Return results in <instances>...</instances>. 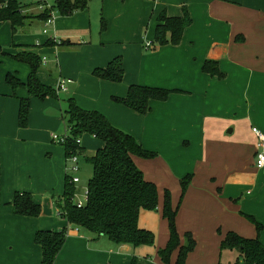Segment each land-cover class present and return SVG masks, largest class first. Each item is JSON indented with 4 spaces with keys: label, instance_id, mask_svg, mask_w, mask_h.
<instances>
[{
    "label": "crops",
    "instance_id": "0c3cea01",
    "mask_svg": "<svg viewBox=\"0 0 264 264\" xmlns=\"http://www.w3.org/2000/svg\"><path fill=\"white\" fill-rule=\"evenodd\" d=\"M17 1L36 16L58 0ZM185 10L192 22L181 42L155 44L158 17H181ZM35 16L17 29L10 20L0 22V264H41L37 231L64 228L54 264H165L158 251L170 239L163 216L167 190L182 243L187 232L196 240L186 264H222L221 242L230 231L264 244V167L256 164L253 132L257 127L264 133V0H87L69 15L56 9L49 25ZM24 51L41 56V83L56 88L62 77L71 78L67 90L58 97L31 94V66L16 57ZM117 57L123 80L95 74ZM207 62L217 63L221 74L205 71ZM132 85L170 93L165 100L151 99L149 111L141 113L120 101ZM22 99L29 102L25 126L19 123ZM70 99L100 112L154 153L132 154L158 188L157 210H141L138 221L155 233L154 245L117 244L60 215L70 162L52 135H70ZM81 139L79 166L104 146L90 133ZM189 175L183 195L181 181ZM17 192L31 193L41 215L16 214Z\"/></svg>",
    "mask_w": 264,
    "mask_h": 264
},
{
    "label": "trees",
    "instance_id": "16d2710c",
    "mask_svg": "<svg viewBox=\"0 0 264 264\" xmlns=\"http://www.w3.org/2000/svg\"><path fill=\"white\" fill-rule=\"evenodd\" d=\"M7 4L4 6L3 4ZM87 0H58L56 4L46 8L36 18L48 20L56 9L69 15L86 7ZM21 3L17 0H0V22L10 20L17 29L25 25L27 20L34 16H24L20 13ZM159 24L156 29L155 44H179L185 29L191 24L192 19L188 10L181 17H169L163 12L158 17ZM154 45V43H153ZM16 57L31 66L28 87L30 93L41 98L47 95L58 97L57 87L47 86L39 81L37 72L42 64L40 55L33 51H24ZM205 71L220 75L215 62H207ZM124 66L121 57L115 58L107 68L96 69L95 74L111 81H121L124 77ZM9 81L18 84V79L9 76ZM170 91L140 85H132L126 98L120 99L122 103L141 113L149 111L151 99L165 100ZM29 102L21 100L19 123L25 126L28 121ZM67 120L70 135L63 146L67 157L79 154L83 148L77 143V138L85 133L95 135L104 142L93 156L86 160L93 166V175L88 182V200L83 207H78L74 201L77 192L76 184L66 177L65 190L61 201V212L71 225L84 228L96 235H105L111 241L121 244L128 243L133 246L154 245L155 233L139 227L138 221L141 210H157L159 193L157 185L148 181L143 171L135 164L132 154L145 158L152 157L153 152L146 150L131 134L112 125L107 118L98 111L85 110L79 107L73 99L69 100ZM191 176L182 179V194L189 187ZM0 203H1V156H0ZM16 214L38 217L41 215L42 206L37 203L29 192H17L13 202ZM177 209L173 208L171 193H165L163 216L168 220L170 239L167 246L160 248L158 253L163 263L171 264V257L179 250L175 264H186L187 257L196 247V240L190 232L185 234L182 243L176 225ZM257 224L258 230L261 225ZM67 229L39 230L35 240L42 247V263L54 264L62 249ZM221 249H237L239 257L236 264H264V244L260 238H247L236 232L230 231L221 242Z\"/></svg>",
    "mask_w": 264,
    "mask_h": 264
},
{
    "label": "built area",
    "instance_id": "2783aa9c",
    "mask_svg": "<svg viewBox=\"0 0 264 264\" xmlns=\"http://www.w3.org/2000/svg\"><path fill=\"white\" fill-rule=\"evenodd\" d=\"M42 3L43 0H38ZM42 8V6H41ZM53 21L52 17L50 19H48L46 21V24L49 25L51 24ZM147 47H152V43L151 42H148L147 43ZM72 82V79L71 78H65V77H62L59 82H58V85H57V89L58 91H66L67 90V86L69 83ZM253 132L255 133L256 137H257V146H258V152H257V161H256V164L258 167L262 168L264 167V133L257 127H253ZM53 137V140L57 143H60V144H64L66 143L67 139H68V135H59V134H53L52 135ZM77 143L81 145V142H82V139L81 137L77 138ZM67 160L71 163V169L78 172L80 170V166H79V155L78 154H73V155H70L69 157H67ZM69 168V165L67 166V170ZM70 177V182L71 183H78L80 181L79 177H72V176H69ZM76 195L75 194V197H74V201L75 203L78 205V207H83L87 200H88V189L86 191V197L85 199H79V200H76Z\"/></svg>",
    "mask_w": 264,
    "mask_h": 264
},
{
    "label": "rangeland",
    "instance_id": "374dc122",
    "mask_svg": "<svg viewBox=\"0 0 264 264\" xmlns=\"http://www.w3.org/2000/svg\"><path fill=\"white\" fill-rule=\"evenodd\" d=\"M27 2H31V0H27ZM51 4L55 3L54 0H49ZM6 6L7 4H3ZM20 13L24 16H34V12L27 11V8L24 6H21ZM149 49V48H148ZM63 94V91H62ZM57 133V132H56ZM60 134V133H58ZM71 163H69L68 168V175L72 177H79L80 182L76 184L77 192H76V200L79 199H85L86 197V191L88 189V182L90 177L92 176V166L89 164L88 161L84 160L80 165V170L78 172L71 169ZM63 177V175H62ZM58 184H61V188L63 187V178H61V181H58ZM49 195L55 194L54 191L49 190ZM239 257V251L237 249H225L222 251L221 255V263L222 264H236Z\"/></svg>",
    "mask_w": 264,
    "mask_h": 264
}]
</instances>
